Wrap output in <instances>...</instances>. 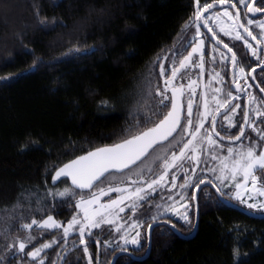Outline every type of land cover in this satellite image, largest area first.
Returning a JSON list of instances; mask_svg holds the SVG:
<instances>
[{"label":"trees","instance_id":"obj_1","mask_svg":"<svg viewBox=\"0 0 264 264\" xmlns=\"http://www.w3.org/2000/svg\"><path fill=\"white\" fill-rule=\"evenodd\" d=\"M228 2L246 13L240 0ZM205 3L219 0H0V264H60L74 247L64 264H112L121 252L114 264H264V218L259 217L264 209L258 206L263 211L256 213L245 206L247 198L234 199L243 176L224 168L233 157H246L249 149L257 156L264 153V99L253 86L258 104L254 101L249 113L257 125L245 127L246 103L233 110L235 116L221 117L216 146L207 148L195 174L180 170L179 164L163 171L164 158L188 141L181 126L156 148L175 143L138 187L161 176L164 183L139 195L122 219L88 229L84 236L38 226L48 217L67 224L81 216L77 202L92 192L68 176L56 180L58 170L156 127L171 112L168 75L187 53L196 11ZM257 6L264 9V0ZM233 54L237 62L247 56ZM258 63L241 67L248 72ZM257 79L261 86L264 69ZM226 91L233 93L227 86ZM127 172L110 174L96 188L110 176L121 183ZM256 173L264 188V170ZM204 181L246 212L222 202L210 186L195 201V190ZM257 196L250 201L262 203L264 196ZM197 209L198 229L188 238ZM155 222H168L175 230L156 227L144 258L149 226ZM125 234H138L139 245H123Z\"/></svg>","mask_w":264,"mask_h":264},{"label":"flooded vegetation","instance_id":"obj_2","mask_svg":"<svg viewBox=\"0 0 264 264\" xmlns=\"http://www.w3.org/2000/svg\"><path fill=\"white\" fill-rule=\"evenodd\" d=\"M227 3L228 5L226 7L217 9L216 5L221 3H214V9H207L206 11L204 9L201 10V18L199 20L195 17L191 30L193 39L188 46L189 49L168 75V89L172 94L173 103L182 101L184 105L185 114L181 126L185 127L189 121L191 122L190 126H193L195 123L198 124V121H201V124H203V132L204 128L207 129L208 127V133L213 137L212 140L214 141H207L204 143L201 149V158L199 159L194 173L190 168L191 164L186 163V169L187 167L189 168L186 172L190 174L191 171V175L197 172L198 166L200 167V161L203 159V155L207 148H214L216 146V126L219 124L220 118L230 112L234 113L233 110L237 106L246 103L243 113L245 127L257 125V121L251 122L250 120L252 115L249 112L252 108V103L254 101L257 103L256 93H253L250 87L253 86L264 99V79L262 80L261 86L257 79V73L261 70L254 73L259 88L254 85L251 79V71L264 65L263 30L257 27V23L253 19L250 20L248 18L251 17L248 13V7L246 8V13H244L243 8L237 5L233 7L230 5V2ZM257 7L261 9L259 6ZM223 9L229 10V12L231 10L235 12L231 14H233L234 18L237 17V19L239 14L243 28L247 29L246 32H250L251 35L248 34V36H246L244 34L243 30L238 25V21L236 22V31L239 33L240 39L236 38L234 30H232L230 34L220 32L216 20H224L226 18L227 21L230 20V18L224 14L225 12ZM249 21H251V23H249ZM253 37H255V39H253ZM225 45H227V47H225ZM249 45L251 47H249ZM194 49L195 51H193ZM229 49H231V51H229ZM240 51L245 52L247 56L240 57L238 62L236 58L235 61H233V53ZM253 51H255V55H253ZM253 62L259 63L248 72L241 67L243 64H250ZM182 64L185 66L181 67ZM228 68H231V70ZM241 69H243V71H241ZM174 70L177 72L175 78L172 76ZM235 79H237V81L239 79V81L237 82ZM234 81H236L237 84L235 83V85L231 87V83ZM226 86L232 88L233 93L226 91ZM171 90H175L176 94H182V96L176 98V94ZM229 94L230 99H228ZM216 100H218L217 104ZM189 102H191V115L188 113ZM221 102L222 106H220ZM261 110V123L263 124L264 108L262 107ZM223 112L225 113L222 114ZM245 121H247V124ZM213 123L215 127H213ZM205 136H207V134ZM185 137L188 138L189 134Z\"/></svg>","mask_w":264,"mask_h":264},{"label":"rangeland","instance_id":"obj_3","mask_svg":"<svg viewBox=\"0 0 264 264\" xmlns=\"http://www.w3.org/2000/svg\"><path fill=\"white\" fill-rule=\"evenodd\" d=\"M248 0H245L244 3H241L242 7H245L246 3ZM198 10V9H197ZM199 10H203V8H199ZM229 13L231 16V19L227 21V18L222 20L218 19L216 20V24L218 25V29L220 32L225 33V34H230L232 30L235 31V36L239 35V33L236 31V25H237V17L234 18L233 14L235 13L232 10L229 12V10H224ZM197 12V11H196ZM196 17V16H195ZM229 18V16H227ZM250 20H254L257 23V27L262 28L263 32V37H264V15L256 17V18H251L248 17ZM239 25V24H238ZM239 81V79H238ZM237 81V82H238ZM228 99H230V95H228ZM218 100H216L217 104ZM222 106V102L220 104ZM224 106V105H223ZM201 121H198V124L195 127V130L193 129L194 126H190V123H187L184 127V133H183V138L189 134L188 141L186 143L187 147H183L181 151L178 153L174 154H169L170 152V147L173 148L175 147V143L171 146L169 144L164 145L163 147H160L156 149V151L150 155L148 158H146L141 164L138 166H135L131 169L128 170V172L121 178L123 181L121 183L116 184L115 182L120 180V178H116L115 176H110L105 183H103L101 186L98 188H94L92 192L86 196V197H81L79 198L77 202L79 214L81 216H77L75 219L78 221V223L70 225V222L67 224H64L61 221L55 220L53 218V221H55L57 224H59V227H44L43 222L48 220L45 219L44 221L38 223V226L41 228H62L68 229L67 234H72L74 232H78L81 236H84V233L88 229H93L95 228L96 224H104V223H111L113 221H119L122 219V214L125 212L127 209V206L132 205V202L136 199L138 200L140 198L139 195H141L145 190H148V188H152V186H155L158 184L161 186L164 183V178L161 180H158L157 183L153 184L150 183L152 186H144V187H138V184L141 182H145L147 179V175L152 172L153 169H155V165L158 161H160L161 158L170 157L169 159L164 158V168L163 171H167V173L173 168L176 164L180 165V170L183 168L184 171H186V163H190V168L192 169L193 173L197 168L199 159L201 158V149L207 141L214 142L208 133V127L207 129L204 128V132L202 130L201 126ZM191 134V135H190ZM207 134V136H205ZM190 138V139H189ZM182 140V138L180 139ZM178 142V141H177ZM180 142V141H179ZM178 142V143H179ZM183 153V155H182ZM206 154V153H205ZM237 159V160H236ZM225 163V162H224ZM223 163V164H224ZM247 163V155L245 156H237L233 157L232 163L230 165L224 164V168L228 174L233 175H240L243 176V179L238 183L234 193L232 194L234 199L236 200H242L243 198H247V201L245 202V206L251 209L254 212L261 213L260 211L263 210H258V206H261V208L264 209V201L262 203H259L258 201H250V199H255L262 193H264V188L261 187L260 183V176L259 174L256 173V170L259 169L257 168L253 175L256 177L255 183H253L252 176L250 175L247 180L244 178V165ZM163 164V163H162ZM179 169L176 168L175 171H178ZM187 170L189 168L187 167ZM174 171V172H175ZM191 173V171H190ZM115 174H123V173H115ZM107 178V177H106ZM106 183L111 185H106ZM123 183V184H122ZM133 187V188H132ZM103 190V194L101 192ZM146 192V191H145ZM264 196V194H262ZM264 198V197H263ZM115 202V203H113ZM184 206V205H182ZM181 206V207H182ZM123 209V211H121ZM180 210H178V213L180 214ZM174 209L170 210L168 214L174 213ZM50 224L52 221L49 222ZM76 227H79L76 229ZM81 229H83V233H81ZM127 234L124 235L122 241V244L125 246H138L139 245V237L138 234L135 236H127ZM133 241H136V243H133ZM41 251V250H40ZM39 251V252H40ZM36 253V252H34ZM39 254V253H38ZM37 255H31L32 257H37Z\"/></svg>","mask_w":264,"mask_h":264},{"label":"snow or ice","instance_id":"obj_4","mask_svg":"<svg viewBox=\"0 0 264 264\" xmlns=\"http://www.w3.org/2000/svg\"><path fill=\"white\" fill-rule=\"evenodd\" d=\"M227 2L228 0H219V3L221 4ZM240 2L244 3L245 0H240ZM234 6L235 5H233V7ZM246 6L249 8L250 11L261 10L259 8L253 9L250 4H246ZM212 7L213 4L205 3L203 9L206 11L207 9H210ZM224 14L226 16H229V18L231 19V16L227 11H225ZM196 18L198 20L201 18L199 8L196 12ZM249 23H251V21H249ZM245 31H247V29H245ZM248 34L251 35L250 32ZM236 38L240 39L241 37L237 35ZM253 39H255V37H253ZM225 47H227V45H225ZM249 47L251 46L249 45ZM193 51H195V49ZM229 51H231V49H229ZM255 54H256L255 51H253V55ZM232 59L233 61H235V55H233ZM184 66H185L184 64L181 65V67ZM241 71H243V69H241ZM176 75L177 72L174 70L172 73L173 78H175ZM176 108L177 105L173 103V111L168 112L167 115H165L164 119L160 122V124L156 125V127L150 128L147 131H144L138 135H134L131 139H127L122 144H117L113 148H98L95 151L89 152L86 156H81L77 160L72 161L70 164H66L63 168H61L57 172L56 174L57 177L61 175H71L73 184H77L81 188L91 187L92 181L94 179H97L99 175H102L103 172L106 171L109 166L116 167L119 164L124 167H127L129 162L134 163L135 160L140 159V157L145 154L147 149L151 147L153 143L156 142L154 134L159 132V130L162 127H164L166 124H168L169 121H172V126L168 128L167 132L164 134V138L166 139L167 135H170L172 131H175L176 126H178V117L176 119H173ZM188 113L189 115H191V102H189L188 104ZM189 123L191 122L189 121ZM213 127H215L214 123H213ZM217 135H219V133H217ZM240 135L242 136L243 132H241ZM262 138H264V136H262ZM235 139L239 140L240 136H236ZM185 147H187V145H185ZM121 150H125V151H121ZM229 151H231V149H229ZM257 168L264 170V153H260L257 156L252 149H249L247 153V163L244 165L245 180H247L248 177L251 175L253 183H255L256 177L253 175V173ZM163 178H164L163 176L160 177L161 180ZM152 183L155 184L157 183V181H153ZM151 186L152 185L150 184L149 187ZM101 192L103 194V190H101ZM121 211H123V209H121ZM184 218L187 219V216H185ZM50 221H52L51 224L49 223ZM32 223L35 224L37 222L33 221ZM76 223H78V221L75 218H73L69 226L71 227V225ZM42 226L59 227L60 225L57 224L55 221H53L52 217H48V220L44 221ZM95 226L98 227L99 224H96ZM24 227L31 228L32 225L31 224L24 225ZM67 231L68 229H65L66 234ZM81 233H83V229H81ZM133 243H136V241H133ZM49 246L50 245L47 244L43 245V247H49ZM20 247L21 249H23L24 245L21 244ZM40 250L41 249H37L36 253H33L32 255H37Z\"/></svg>","mask_w":264,"mask_h":264},{"label":"water","instance_id":"obj_5","mask_svg":"<svg viewBox=\"0 0 264 264\" xmlns=\"http://www.w3.org/2000/svg\"><path fill=\"white\" fill-rule=\"evenodd\" d=\"M258 1H259V0H254V1L251 3V7H252L253 9L258 8V7L256 6V4H257ZM227 5H228V3L218 4V5H216V9H217V8L226 7ZM214 8H215V7L213 6L212 8H210V10H212V9H214ZM248 13L251 15V17L256 18V17H259V16L264 15V10H260V11H250L249 8H248ZM238 23H239L240 28L243 30L244 34H245L246 36H248V33L245 31V29H244L243 26H242V23H241V20H240V16H239V14H238ZM263 69H264V65H262V66H260V67H258V68H256V69H254L253 71H251V79H252L254 85H255L256 87H258V88H259V86H258V83H257L256 80H255L254 73H255L256 71H258V70H263ZM171 91L174 92V94H176L175 90H171ZM181 96H182V94H176V98H180ZM175 104L177 105V108H176L175 115H174V118H173V119H176V118L178 117V126H176L175 131H172L170 135H167V138H166V139L164 138V134L167 132L168 128L172 126V121H169V123L166 124L164 127H162V128L159 130V132H157V133L154 134V137H155L156 142L153 143L152 146L149 147V148L147 149V151L145 152V154L142 155V156L140 157V159L135 160L134 163L129 162L127 167H124V166L119 165V164H118L116 167L109 166L108 169H107L106 171H104L102 175H99V177H98L97 179H94V180L92 181L91 187H83V188L79 187V188H81V189L84 190V191H88V192L92 191V190H93V189H94L99 183H101V182H102V181H103L108 175H110V174H112V173H122L123 171L129 170V169H131V168H133V167L139 165L142 161H144V160H145V159L151 154V152H152L154 149H156L158 146H160V145H162V144H165L170 138H172L173 136H175V135L179 132V130H180V127H181V125H182V123H183V120H184V114H185V109H184V105H183L182 101H177V102H175ZM172 111H173V107H172V109H171V112H172ZM224 113H225V112H223L222 114H224ZM160 122H161V121H160ZM160 122H159L158 124H160ZM158 124H157V125H158ZM246 124H247V122H246ZM106 148H113V147H106ZM121 151H125V150H121ZM85 156H86V155H85ZM77 159H78V158H77ZM77 159H75V160H77ZM73 161H74V160H73ZM70 163H71V162H70ZM70 163H69V164H70ZM58 171H59V170H58ZM58 171H57V172H58ZM56 174H57V173H56ZM63 176H68V177H70V178L72 179V176H71V175H61V176H59V177H57V175H56V178H55V179L58 180V179H60V178L63 177ZM76 185H77V184H76ZM77 186H78V185H77ZM206 186H210V187L214 188V189L216 190L218 196L220 197L221 201L224 202L225 204L230 205V206H232V207H236V208H238V209H241V208L235 206L233 203H231V202L227 201L226 199H224L223 196L221 195V193L219 192V190L217 189V187H216L213 183H211V182H209V181H204V182H202V183L197 187V189L195 190V201H197V196H198L199 192H200L204 187H206ZM241 210H243V209H241ZM243 211H245V210H243ZM245 212H246V211H245ZM259 217L264 218V215H259ZM198 221H199V210L197 209V217H196L195 230H194L193 234H192L191 236H189L188 238H191V237H193V236L196 234L197 229H198ZM161 225H169L170 227H172V228L174 229V227H173L171 224H169L168 222H155V223H152V224L149 226V230H148L149 247H148V251H147L146 255L144 256V258L147 257V256L149 255V253H150V250H151V238H152V234H153L154 229H155L156 227H158V226H161ZM174 230H175V229H174ZM74 248H75V247H74ZM74 248L68 250V251L64 254V256L62 257V260H61L60 264H64V262H65L67 256L69 255V253H71V252L74 250ZM123 253H124V252L118 253V254L114 257V259H113V261H112V264H114L115 261H116V259H117L120 255H122Z\"/></svg>","mask_w":264,"mask_h":264},{"label":"bare ground","instance_id":"obj_6","mask_svg":"<svg viewBox=\"0 0 264 264\" xmlns=\"http://www.w3.org/2000/svg\"><path fill=\"white\" fill-rule=\"evenodd\" d=\"M263 10V9H262Z\"/></svg>","mask_w":264,"mask_h":264}]
</instances>
